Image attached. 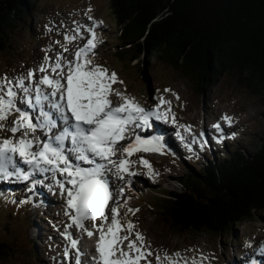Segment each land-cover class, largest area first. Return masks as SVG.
Here are the masks:
<instances>
[{
	"label": "rangeland",
	"instance_id": "374dc122",
	"mask_svg": "<svg viewBox=\"0 0 264 264\" xmlns=\"http://www.w3.org/2000/svg\"><path fill=\"white\" fill-rule=\"evenodd\" d=\"M36 8L37 11L27 17V23L10 32L9 46L0 51V81L5 74L8 80H13L29 69L39 68L46 57L54 60L63 51L62 46L70 49L65 55L71 56L90 36L88 26L96 25L98 40L92 50V59L109 71H115L124 81L123 85L114 87L135 97L146 108H153L161 98L171 101L168 106L170 113H165L164 105L160 109L162 115L169 116L167 120L153 118L151 127L136 128L135 131L141 136H154L156 128H162L174 141L171 143L165 139L166 143L169 146L175 144L177 153L170 151L160 138L158 148L141 150L128 157L132 161L131 171L123 179L109 174L112 196L118 195L110 200L109 207L119 206L122 224L134 221V232L144 236L145 244L154 253L147 257L151 264H164L166 257L171 255L177 259L175 264H233L229 259H235L236 264H264V210L252 220L236 224L225 232H194L174 225L161 210L160 199L166 196L163 193L182 189L179 178L189 172L190 166L199 168L209 158L226 156L238 148L248 151L259 147L264 133V102L260 93L240 84L233 74L222 75L204 91L160 57L148 59L142 54L132 58V50L120 55L119 26L110 0H37ZM73 34L78 39L69 43L67 37ZM113 100L119 102L118 98L113 97ZM18 106L36 114L37 110L23 100L18 102ZM225 114L234 119L231 124L223 119ZM18 115L13 113L12 118ZM222 121L227 124L221 126L219 123L221 127L217 129L215 125ZM204 126L212 129L210 144L194 145L196 130L201 132ZM13 135L7 128L0 129V137ZM120 155L118 152L117 156ZM141 157L150 161L151 166L143 164ZM21 165L24 166L22 161ZM26 167L25 170L28 169ZM58 176L63 181L59 173ZM58 176L54 172H34L25 180L18 173L0 174L3 180L14 182L8 186L6 182L2 185L4 190L1 192L0 189V242H3L5 250L0 264H80L72 252H78L80 243L74 246L66 233L78 242L88 235L78 237L76 234L84 230L70 218L68 197L57 182ZM45 191H48L45 194L47 208L42 212L41 207L45 204L38 207L37 202ZM111 219L109 216V221ZM94 223L101 221H85L86 227L96 234ZM38 224L41 233L42 226H45L44 236L34 232L33 228ZM129 238L134 239V233ZM124 244L126 246L127 241ZM209 253L215 255V262L208 261ZM156 256L161 257V263ZM141 264H145L144 260Z\"/></svg>",
	"mask_w": 264,
	"mask_h": 264
},
{
	"label": "snow or ice",
	"instance_id": "6c2138e0",
	"mask_svg": "<svg viewBox=\"0 0 264 264\" xmlns=\"http://www.w3.org/2000/svg\"><path fill=\"white\" fill-rule=\"evenodd\" d=\"M95 27L88 26L90 36L71 56L65 55L70 49L62 46L63 51L54 60L46 57L39 68L29 69L13 80L5 74L0 81V129L7 128L14 134L0 137V174L18 173L27 180L34 172L59 173L64 179L57 177V182L67 194L73 223L92 236L94 232L85 221H101L93 224L98 232L94 261L141 264L144 260L151 264L147 257L154 253L145 244L144 236L134 232V221L122 224L119 206L109 207L113 200L109 174L115 170L114 174L123 179L131 171L128 157L160 146L158 136H141L135 129L151 127L153 118L167 120L169 116L162 115L160 109L164 105L165 113H170L171 101L161 98L153 108H146L135 97L114 87L124 81L92 59L98 40ZM76 39L74 34L67 37L69 43ZM113 97L119 102L114 103ZM20 100L36 109V114L18 106ZM13 113L19 115L12 118ZM223 119L232 122L227 114ZM215 127H221L219 122ZM20 161L28 166L27 170ZM140 161L151 166L143 157ZM85 162L91 166H83ZM133 233L135 238L130 239ZM66 235L74 246L78 245L70 233Z\"/></svg>",
	"mask_w": 264,
	"mask_h": 264
},
{
	"label": "trees",
	"instance_id": "16d2710c",
	"mask_svg": "<svg viewBox=\"0 0 264 264\" xmlns=\"http://www.w3.org/2000/svg\"><path fill=\"white\" fill-rule=\"evenodd\" d=\"M37 0H0V51L10 32L34 14ZM124 56L160 57L206 90L222 75L264 102V0H110ZM182 189L161 197V210L182 230L225 232L264 210V133L256 149L190 166ZM0 242V258L4 256Z\"/></svg>",
	"mask_w": 264,
	"mask_h": 264
},
{
	"label": "bare ground",
	"instance_id": "6f19581e",
	"mask_svg": "<svg viewBox=\"0 0 264 264\" xmlns=\"http://www.w3.org/2000/svg\"><path fill=\"white\" fill-rule=\"evenodd\" d=\"M115 103V102H114ZM232 122L234 121V119H232L231 120ZM231 122V123H232ZM220 124H221V126H223V124H227L226 122H219ZM209 128H211V127H209V126H204L203 128H201V132H200V130H196V132H195V134H196V138H195V141H194V145L195 144H206V145H208V144H210V138H211V134H212V129H210L209 130ZM156 134H154V136H158L159 138H161L163 141H164V143L170 148V151H173L174 153H177V152H175L176 150H177V146H175V144H172V146H169L167 143H166V141H165V139H169V142H171V143H174V141H173V139H172V137H170V135H168L167 134V132H165L164 130H162V128H156ZM189 140V139H188ZM173 147V148H172ZM83 166H85V167H89V166H91V165H89L87 162H85L84 164H83ZM21 167L22 168H24V169H26L27 167H26V165L24 164V166L23 165H21ZM57 176H58V173H57ZM112 176H114V170H113V174H112ZM59 177V176H58ZM110 177V176H109ZM60 179V178H59ZM61 180V179H60ZM62 181V180H61ZM118 181V180H117ZM117 183V182H116ZM113 185H114V183H113ZM115 186V185H114ZM113 187V186H112ZM5 189H7V188H5ZM115 189V188H114ZM114 189H112V190H114ZM7 190H9V189H7ZM48 193V191L46 192H42V194H41V196H40V200L37 202L38 203V207H40V206H42L43 204H45V205H43V207H41V210H43L42 212H45L46 211V208H47V204L45 203L46 202V200H45V198H46V195L45 194H47ZM116 194V193H115ZM115 194L113 195V198H115ZM117 195V194H116ZM120 195V194H119ZM118 196V195H117ZM41 197H44V198H41ZM119 200V199H118ZM117 202H119V201H117ZM115 202H113L112 203V206H113V204H114ZM38 207H36V208H38ZM39 224H42V223H40L39 222ZM39 224L38 225H35L34 226V232L36 233V231H38V236H39V234H42L43 236L45 235V233H46V229H45V226H42V233H41V229H40V226H39ZM92 224V223H91ZM43 225V224H42ZM94 230H96L95 228H93ZM73 231H75L74 229H73ZM146 232L144 231V234H145ZM77 235H78V237H84V236H86L87 235V233L85 232V231H80V232H78V233H76ZM82 234H84V235H82ZM37 235V234H36ZM73 252V254H75L76 256H80L81 258H83V254H82V252H81V249H80V252L77 254L76 252H74V251H72ZM201 257V256H200ZM195 258L197 259V258H199V256H195ZM214 258H215V255L213 254V253H209V255H208V261L211 263V262H215V260H214ZM164 259H165V257H164ZM166 259H167V261H166V263H164V264H169V262H171V264H175L176 262H177V259L174 257V255L172 256H167L166 257ZM227 260V259H226ZM233 264H236V260L235 259H229ZM164 261V260H163ZM162 261V262H163ZM90 263V262H89ZM152 263V262H151ZM158 263H161V262H159L158 261ZM81 264H88V262H86L85 260H82L81 261ZM238 264H242V263H238Z\"/></svg>",
	"mask_w": 264,
	"mask_h": 264
}]
</instances>
